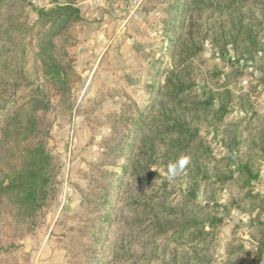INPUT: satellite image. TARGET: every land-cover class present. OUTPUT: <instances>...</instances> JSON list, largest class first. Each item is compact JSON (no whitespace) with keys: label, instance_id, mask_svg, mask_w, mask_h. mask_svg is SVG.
<instances>
[{"label":"rangeland","instance_id":"374dc122","mask_svg":"<svg viewBox=\"0 0 264 264\" xmlns=\"http://www.w3.org/2000/svg\"><path fill=\"white\" fill-rule=\"evenodd\" d=\"M0 264H264V0H0Z\"/></svg>","mask_w":264,"mask_h":264},{"label":"trees","instance_id":"16d2710c","mask_svg":"<svg viewBox=\"0 0 264 264\" xmlns=\"http://www.w3.org/2000/svg\"><path fill=\"white\" fill-rule=\"evenodd\" d=\"M58 10V11H57ZM56 13H55V16H54V20H55V23L56 24H61V22H63V20L65 19V17L68 16L69 18V15H73V14H77L76 16H73V21H70V23L67 25L68 28H70L72 26V24L74 22H78L79 20H81V14H80V8L77 6V5H70V4H66L64 6H60L58 9H57ZM44 11L45 10H42L41 13L44 14ZM53 10L51 12H46L45 15H53L54 13H52ZM54 23V24H55ZM65 29V27L63 28ZM61 34H64V30L61 31ZM22 184L25 185L27 184L25 181H22ZM15 185H18V183H14L11 182L9 185L5 186L3 188V194H11V193H15V199L16 197H18L19 199H23L24 201H31V203H34L35 206H39L41 205L39 200H38V195H43V193H38L37 191H35L33 188H29L28 191L26 189L25 192H27L26 196L22 198V196H20L19 194L17 195L14 188H15Z\"/></svg>","mask_w":264,"mask_h":264},{"label":"clouds","instance_id":"9594fccd","mask_svg":"<svg viewBox=\"0 0 264 264\" xmlns=\"http://www.w3.org/2000/svg\"><path fill=\"white\" fill-rule=\"evenodd\" d=\"M189 163L188 158H180L174 163H170L168 166V174L170 177L176 176L180 171H183L184 167Z\"/></svg>","mask_w":264,"mask_h":264},{"label":"built area","instance_id":"2783aa9c","mask_svg":"<svg viewBox=\"0 0 264 264\" xmlns=\"http://www.w3.org/2000/svg\"><path fill=\"white\" fill-rule=\"evenodd\" d=\"M129 1H133V0H129ZM136 4V1H134V4L133 5H135Z\"/></svg>","mask_w":264,"mask_h":264}]
</instances>
